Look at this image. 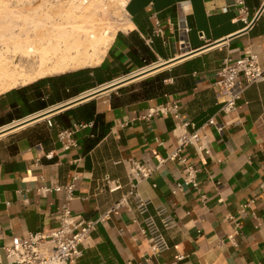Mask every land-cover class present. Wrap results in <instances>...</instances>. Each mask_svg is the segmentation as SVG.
I'll return each instance as SVG.
<instances>
[{
    "label": "crops",
    "instance_id": "1",
    "mask_svg": "<svg viewBox=\"0 0 264 264\" xmlns=\"http://www.w3.org/2000/svg\"><path fill=\"white\" fill-rule=\"evenodd\" d=\"M233 4L125 0L126 28L117 31L79 94L36 110L38 99L27 85L48 76L0 91L1 130L141 67L172 61L156 71L167 74L161 94L144 97L140 79L0 135L1 244L14 236L26 239L30 231L56 229L64 192L40 187L77 176L68 203L72 216L81 221L108 213L89 232L73 264H264V81L247 85L231 111L221 109L215 83L225 58L254 53L264 66V0H244L245 15ZM44 87L42 101L50 91ZM173 101L180 119L170 111L146 117ZM210 118L220 131L207 123ZM73 123L88 125L73 134L76 146L64 150L56 134ZM194 130L205 137L201 148H182L184 164L166 159L137 182L139 197L148 201L146 214L159 222L156 210L163 207L175 220L164 230L167 250L151 257L139 233L146 214L138 213L131 198L111 208L129 189L130 160L155 164L176 148L179 134ZM48 152L51 158L45 157ZM188 165L197 169V187L187 184L172 192ZM106 174L121 188L109 191Z\"/></svg>",
    "mask_w": 264,
    "mask_h": 264
},
{
    "label": "built area",
    "instance_id": "2",
    "mask_svg": "<svg viewBox=\"0 0 264 264\" xmlns=\"http://www.w3.org/2000/svg\"><path fill=\"white\" fill-rule=\"evenodd\" d=\"M238 14H246V6L244 0H234ZM226 11L227 8H223ZM216 84L219 88V95L222 98L221 109L231 111L235 108L236 101L241 97L243 90L247 85L264 81V66L258 62L257 55L250 53L245 56L236 58H225L220 67L216 71ZM244 84L242 83V80ZM172 112L173 117L180 119L178 112V103L173 101L171 104L166 103L156 108L150 109L146 117H150L153 113ZM208 124H214L217 130H221V125L210 118ZM86 123H73L68 127L60 128L57 131V139L62 142L64 150L76 146V139L73 134L86 127ZM205 135L199 130L192 132H182L177 136L176 148L167 154L164 158H157L156 163H140L137 160H130V169L128 172L129 189L118 201H116L111 209L119 208L122 204L131 200L135 203V207L140 214H146L148 201L139 197L136 186L141 179L148 178L151 173L166 159H178L180 163L185 162L184 158L179 157V152L188 144H193L198 148L202 147V141ZM201 142L200 145H197ZM161 145V142L158 143ZM45 157L51 158L52 153L48 152ZM197 169L191 165L184 168V175L181 182L176 183V189H181L183 185L192 184L197 187L195 182V173ZM74 176L71 181L66 184H53L51 186L43 185L40 189L47 191H63L65 202L61 211L56 215L59 219V226L49 232L30 231L26 239L14 236L9 242L0 243V264H73V262L81 256L80 246L88 240L89 232L100 222H102L108 212L99 215L94 219L77 221L71 214L68 206L70 200L73 199L75 191ZM109 191H115L121 188V183L117 179H111L108 174L103 178ZM260 188L264 190V180L260 183ZM159 222L153 215L146 214L143 216L139 233L149 244L150 256L156 257L168 248V242L164 233L165 229H169L175 225V220L165 208L160 207L156 210ZM1 252H4L5 260H3ZM181 258V256H178Z\"/></svg>",
    "mask_w": 264,
    "mask_h": 264
},
{
    "label": "bare ground",
    "instance_id": "3",
    "mask_svg": "<svg viewBox=\"0 0 264 264\" xmlns=\"http://www.w3.org/2000/svg\"><path fill=\"white\" fill-rule=\"evenodd\" d=\"M0 3L1 11L13 14L8 28L3 29L0 21V91L24 85L39 77L96 66L102 62L117 31L126 28L115 27L110 18L114 6L123 8L125 0H0ZM6 39L11 44H4ZM156 66L144 67L129 76ZM49 114L44 110L23 120L40 116L34 122ZM3 130L5 128L0 130V135H3Z\"/></svg>",
    "mask_w": 264,
    "mask_h": 264
},
{
    "label": "trees",
    "instance_id": "4",
    "mask_svg": "<svg viewBox=\"0 0 264 264\" xmlns=\"http://www.w3.org/2000/svg\"><path fill=\"white\" fill-rule=\"evenodd\" d=\"M93 70L94 68L92 67L78 69L55 76L44 77L28 84L27 87L34 90L31 95L38 99L36 110L43 109L57 101L68 99L79 94L83 91L82 85L91 79L92 76L89 73L93 72ZM166 75V72H160L140 81L139 84L142 87L143 96L147 98L163 93L165 89L164 79L167 77ZM44 86H47L50 90L46 101L39 99L44 93H47ZM22 99L23 101H26L24 97ZM42 99L44 98L42 97ZM68 111L70 113L73 112L71 109Z\"/></svg>",
    "mask_w": 264,
    "mask_h": 264
},
{
    "label": "water",
    "instance_id": "5",
    "mask_svg": "<svg viewBox=\"0 0 264 264\" xmlns=\"http://www.w3.org/2000/svg\"><path fill=\"white\" fill-rule=\"evenodd\" d=\"M170 63H172V61H168V62H165V63H161L159 64L158 66H156L155 68H152L150 70H147L145 72H142L140 74H137L135 76H129V74L125 75V76H122V78H120L119 80H116V81H109L106 82V83H103V84H100L98 87L96 88H92L93 90L91 92H89L88 94H85L84 96H78V97H75L73 98V100H69V101H66V102H63L61 104H59V106H55V108L51 107L49 109H47V113H52V112H56L60 109H63V108H66L68 106H71V105H74V104H77V103H80L82 101H85L87 99H90V98H93L97 95H100L102 93H106V92H109V91H112L116 88H119L121 87L122 85H124L125 83H128L129 81H132L133 79H136L142 75H145L146 73H149L150 71H153L155 69H159V68H162V67H165L166 65H169ZM143 67H141L140 69H142ZM108 83V84H107ZM131 83V82H129ZM91 90V89H90ZM38 118L40 116H37ZM37 117H34V118H31L29 120H23L22 122H20L19 124H13V126H10L9 128H5V130L2 131V133H5V132H8L12 129H15L17 127H20V126H23L27 123H30L32 122L33 120L37 119Z\"/></svg>",
    "mask_w": 264,
    "mask_h": 264
},
{
    "label": "rangeland",
    "instance_id": "6",
    "mask_svg": "<svg viewBox=\"0 0 264 264\" xmlns=\"http://www.w3.org/2000/svg\"><path fill=\"white\" fill-rule=\"evenodd\" d=\"M58 1V0H57ZM60 1V0H59ZM1 4V3H0ZM116 6V7H115ZM114 6V9H113V11H112V13H111V16H110V18H112L111 19V22H113V24H114V26L115 27H119V28H121L122 26H125V22H126V18H125V11H124V7L123 8H121V7H119V5H115ZM11 15H13L12 13L10 14V13H8V15L6 14V13H4L3 11H1L0 10V21H1V27L3 28V29H6V28H8L9 27V24H10V22H8L11 18ZM116 17V18H115ZM114 22H116V23H114ZM4 44H7V45H9V44H11V41L8 39H6L4 42H3ZM2 46V43H0V47ZM147 67V66H146ZM88 68V67H87ZM83 69V68H82ZM74 71V70H73ZM70 72V71H69ZM156 73H154V74H152V75H149V76H153V75H155ZM148 76V77H149ZM145 78H147V77H144V78H142L141 80H143V79H145ZM140 81V79L138 80V81H135V82H139Z\"/></svg>",
    "mask_w": 264,
    "mask_h": 264
}]
</instances>
